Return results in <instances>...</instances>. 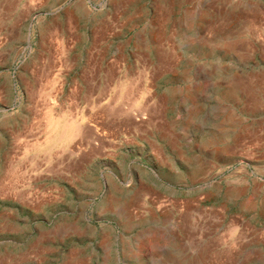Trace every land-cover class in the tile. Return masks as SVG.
<instances>
[{
  "label": "rangeland",
  "instance_id": "1",
  "mask_svg": "<svg viewBox=\"0 0 264 264\" xmlns=\"http://www.w3.org/2000/svg\"><path fill=\"white\" fill-rule=\"evenodd\" d=\"M0 264H264V0H0Z\"/></svg>",
  "mask_w": 264,
  "mask_h": 264
},
{
  "label": "bare ground",
  "instance_id": "2",
  "mask_svg": "<svg viewBox=\"0 0 264 264\" xmlns=\"http://www.w3.org/2000/svg\"><path fill=\"white\" fill-rule=\"evenodd\" d=\"M57 58V57H56ZM47 67V66H46ZM74 128V127H73ZM75 128H77V127H75Z\"/></svg>",
  "mask_w": 264,
  "mask_h": 264
}]
</instances>
